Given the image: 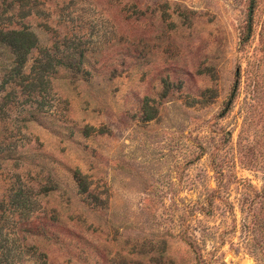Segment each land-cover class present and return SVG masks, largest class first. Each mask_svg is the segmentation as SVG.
Returning <instances> with one entry per match:
<instances>
[{"label":"rangeland","instance_id":"374dc122","mask_svg":"<svg viewBox=\"0 0 264 264\" xmlns=\"http://www.w3.org/2000/svg\"><path fill=\"white\" fill-rule=\"evenodd\" d=\"M0 28L32 44L0 48V264H264V0H0Z\"/></svg>","mask_w":264,"mask_h":264},{"label":"trees","instance_id":"16d2710c","mask_svg":"<svg viewBox=\"0 0 264 264\" xmlns=\"http://www.w3.org/2000/svg\"><path fill=\"white\" fill-rule=\"evenodd\" d=\"M27 34L19 30H6L5 28H0V48L7 49L11 51V54L16 58L12 63L13 65L21 66V61L23 62L24 56L31 49V41L26 38ZM2 72V70L0 69ZM19 69H17L14 75L19 74ZM3 74L5 78V67L3 68ZM3 83L5 80L3 79Z\"/></svg>","mask_w":264,"mask_h":264}]
</instances>
